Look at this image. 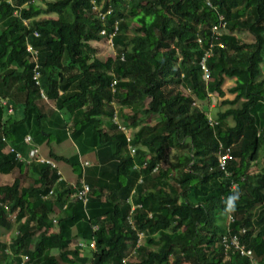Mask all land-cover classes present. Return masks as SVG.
<instances>
[{
	"label": "trees",
	"instance_id": "trees-1",
	"mask_svg": "<svg viewBox=\"0 0 264 264\" xmlns=\"http://www.w3.org/2000/svg\"><path fill=\"white\" fill-rule=\"evenodd\" d=\"M36 1L0 0V97L12 108L5 117L7 107L0 105V174L18 173L0 184V229H16L10 246L0 240V264H21L25 254L24 264H120L133 247L127 264H250L223 247V234H237L264 264V167L248 171L264 144V0H105L111 13L103 23L89 0L44 1L43 8ZM42 13L55 17L37 18ZM127 19L135 23L132 32ZM114 20L115 55L98 59L90 42L106 40L99 32L111 31ZM222 22V34L214 36L211 27ZM243 31L250 40L235 38ZM25 42L38 50L37 84ZM206 51L205 82L198 62ZM208 93L226 106L212 125L192 105ZM16 105L21 113L14 118ZM146 114L163 124L146 136L156 145L129 155L111 118L128 125ZM26 134L35 146L70 137L78 153L94 152L81 170L77 155L47 151L87 184L85 204L68 198L74 186L55 168L14 157L25 154ZM227 147L231 159L222 170L217 153ZM236 189V210L226 213L224 202ZM131 204L139 206L129 213ZM63 205L53 223L41 220ZM137 232L143 238L135 247ZM79 239L84 247L75 245Z\"/></svg>",
	"mask_w": 264,
	"mask_h": 264
},
{
	"label": "built area",
	"instance_id": "built-area-1",
	"mask_svg": "<svg viewBox=\"0 0 264 264\" xmlns=\"http://www.w3.org/2000/svg\"><path fill=\"white\" fill-rule=\"evenodd\" d=\"M9 1V0H8ZM207 5H209L208 2H206ZM89 4H90V12L92 13V15L97 18L101 23L104 22L105 17L107 15H109L111 13V6L107 5L106 7H104L103 5V0L100 1L99 3H97L96 0H89ZM15 13V12H14ZM219 20H221V16H218ZM26 21H23L24 25L26 24ZM223 26V22L217 25H213L211 27V31L213 33L214 36H217V34L219 33V29L222 28ZM118 31V20H114L112 23V29L109 32H105V29L102 28L100 30V34H106V40L105 43L112 48V43H111V38L112 36L117 33ZM38 35L37 31L33 30L32 31V36L36 37ZM197 41L199 42V39H197ZM220 45V44H218ZM221 46V45H220ZM25 52L27 54H29V56L31 57V60L33 61V65L31 67L32 70V79L34 80V82L37 84L38 83V65L35 63V60L37 59V55H38V50L36 48H34L30 43L25 42ZM209 55V51H206L203 55V57H201V59L199 60V66L201 69V79L203 81H207L208 77H209V72L204 64V60L205 57ZM120 58L122 59V56H120ZM116 79L113 78L111 80L110 86L114 87ZM40 94L42 97L43 94L40 91ZM210 93H208L207 95H209ZM0 105L2 106H6V112H11L12 108L10 106H8V104H6V98H1L0 97ZM192 105H196L195 101H192ZM210 106H213L212 104H210ZM207 120H208V124L212 125L214 123V120L209 117L207 115ZM111 121L113 124L116 125V128L118 130H120L124 136H125V141H126V149L129 153V155H133L135 152V145L131 142V137H130V131L128 130L129 125H125L120 123L118 120L115 119V116H113L111 118ZM3 140V139H2ZM23 143L26 145V152L24 155L20 154L19 152L15 151L14 152V157L18 160L24 161L25 163H28L30 161H37V162H44L46 164H48L51 168H55L56 169V164L53 160L50 159H46L40 156L39 151L37 146H35L32 142V138L29 134H26L23 137ZM7 151L9 152H13V148L12 147H7ZM228 159H231V154H230V149L229 147L224 148L223 152H218L217 153V162H218V166L220 169L224 170V166L225 163ZM90 164L89 160H80L79 161V166L80 169L83 170L84 167L88 166ZM134 167H136V165H134ZM156 167H154L153 170H155ZM58 173V172H57ZM225 175H228V172L224 171ZM140 181V180H138ZM234 186V184H232V187ZM89 188L87 186V184H85L82 179H80L78 186H74L73 188V192L69 194V199H73V200H80L82 204H85L86 200H87V194H88ZM51 190L48 191V193L44 196H42V198H46L48 196H50ZM139 205L134 206L133 204L130 205V209H129V213H131L135 207H138ZM65 206L63 205L62 208H58V210L63 209ZM3 208L6 210V204H3ZM148 216H150V214H148ZM8 217L10 219L14 218L13 213L8 215ZM128 218V222H130V217ZM228 221L231 220L230 215H227ZM52 221L54 222V218L52 219ZM95 226H92V229H94ZM245 229H240L238 233H244ZM143 238V234L142 232H137L136 233V241H135V247H137L140 243H141V239ZM221 244L223 245V247L225 249L231 248L233 250H235L236 252H238L239 255L241 256H245L247 257V259L249 260L250 264H258L256 259L253 257L252 252L249 248H246L245 245L243 243L240 242V239L238 238L237 234H232V235H228V234H223L221 236ZM75 245L77 246H81L84 247L86 245L84 240H76ZM87 246L89 248H93L94 247V242L93 240L89 241L87 243ZM5 252L7 254H10V252L6 249ZM134 252V247L130 249L129 253H127L126 255H124L121 260H120V264H127V261L130 257L131 254H133ZM7 259H11V256H8ZM28 260V256L22 255L21 256V264H24L26 261Z\"/></svg>",
	"mask_w": 264,
	"mask_h": 264
},
{
	"label": "rangeland",
	"instance_id": "rangeland-1",
	"mask_svg": "<svg viewBox=\"0 0 264 264\" xmlns=\"http://www.w3.org/2000/svg\"><path fill=\"white\" fill-rule=\"evenodd\" d=\"M44 1H50V0H38L35 3L43 8L44 7ZM104 2H105V0L103 1V3ZM43 17L54 18L55 14L54 13H48V14L42 13L37 18H43ZM126 24L128 25V32H132V30L135 26V23L127 19ZM221 34L222 33L219 31V33L217 35L220 36ZM236 37H238L239 39H243V40H250L251 39V37L249 35H247L246 32H244V31L236 33L235 38ZM90 46L94 49L93 56L97 57L98 59L104 60L107 57H110V56L114 57V55H115L112 48L109 47L105 43V40L92 41V42H90ZM184 92H186V90ZM217 101H218V96L215 93H213V94L208 95V99L206 101L205 100L195 101V104L198 105V107L201 110L206 111V113L209 117L214 119L216 111L222 110L226 107L225 105H223L221 107L217 106V104H216ZM50 104H51L50 101H48L46 103V105H48V106H50ZM210 104H212L213 106H210ZM114 106H116L115 103H114ZM234 106H238V104L236 103ZM20 110H21V106L16 105V112L13 115L14 118H16L20 115V113H21ZM155 115H153V114L142 115L135 122H133V124H130V126H127L128 130L130 131L131 142L135 145V148L142 149V150L146 151L149 147L156 145V143H149L148 140L146 139V136L148 134H150V133L157 134L163 128V124H161V123L159 124V120L157 119V116H155ZM4 116L5 117L7 116L6 112L4 113ZM115 119L117 120L116 117H115ZM228 122L230 123V120H228ZM52 145L54 146L53 148H55L56 151L61 152L60 151V149L62 147L61 145H58L55 143H53ZM48 148L49 147L47 144L44 146H40L39 153L46 156ZM70 150L73 151L75 155H77V153L74 151L75 149L72 145L70 147ZM177 150L179 152L183 149L181 148V150L180 149H177ZM263 150H264V144H262V146L260 147V150L258 151L256 160L252 162V164L250 165V167L248 169V171L250 173H256V172H260L263 170V167H264L263 154H262ZM174 152H176L175 149L169 151V153L164 154V160L163 161L160 160V162H159L161 167H164L166 165L167 160L172 159L170 156H172V154ZM77 158L79 160H81L79 158V155L77 156ZM87 160L91 161V159H89V158ZM56 170H57V172L60 171V176L62 179L66 180L67 182H72L74 180L72 185L78 186L80 179L76 180V175L71 170V167L68 164H65L64 162L58 161L57 165H56ZM17 175H18V173L16 171H13L12 173H9V174H0V184L11 183L12 179ZM27 175H29V173H27ZM68 198H69V196H68ZM57 208H58V206H56L55 211L57 210ZM50 217H51V215H45V216L41 217V220H47ZM217 221L221 223L222 220L217 219ZM52 223H53V221H52ZM15 233H16V229H15L14 225H12L8 230L0 229V240L2 242H5V244H7L8 246H10L12 238L15 235ZM45 252L47 254H53L54 255V254H56L57 251L55 249H49V250H46ZM84 264H89V263L86 262Z\"/></svg>",
	"mask_w": 264,
	"mask_h": 264
},
{
	"label": "crops",
	"instance_id": "crops-1",
	"mask_svg": "<svg viewBox=\"0 0 264 264\" xmlns=\"http://www.w3.org/2000/svg\"><path fill=\"white\" fill-rule=\"evenodd\" d=\"M48 101H50V100H47L46 101V103L48 102ZM50 106L52 105V101H50ZM58 114H59V116L61 117V119L63 120V121H65L66 123H70V118H69V114L64 110V109H61L60 111H58ZM60 123H58V125H59ZM56 125H57V123H55L54 124V126H53V128H56ZM129 126H130V124H128ZM53 143H55V142H53V141H50L47 145H48V149H51L54 153H56V154H58V155H62V156H64V157H69V156H72V155H75L74 154V152L73 151H71L70 150V147H71V145L74 147V151L77 153V156L79 155V158L81 159V160H84V159H93L94 158V156H92V155H94V152H92V151H87L85 154H80V153H78V150H77V148H76V146H75V144L73 143V141L70 139V137H66V138H64V139H62L59 143H55V144H58V145H61L62 147H61V149H60V151L61 152H59V151H56L55 150V148H53L54 146L52 145ZM44 145H46L45 143H42V145L40 144V145H36L37 146V148H38V151H39V148H40V146H44ZM20 153V152H19ZM21 154V153H20ZM40 154V156L41 157H43V158H46V159H50V160H53V159H51V158H49L48 157V155H46V156H44L43 154H41V153H39ZM78 159V158H77ZM79 159H78V163H79ZM55 162V164L57 165V162L58 161H54ZM59 173H58V175L60 176V171H58ZM76 175V174H75ZM60 179H62L61 178V176L59 177ZM79 179H82L81 177H77L76 176V180H79ZM63 181H65L66 183H68V184H73V181L72 182H67L66 180H64V179H62ZM75 183V182H74ZM55 208L56 207H54V211H53V213L51 214V217L50 218H48L49 220H52L53 218H54V215L55 214H57L58 213V208H57V210L55 211ZM55 212V213H54ZM47 219V220H48Z\"/></svg>",
	"mask_w": 264,
	"mask_h": 264
},
{
	"label": "clouds",
	"instance_id": "clouds-1",
	"mask_svg": "<svg viewBox=\"0 0 264 264\" xmlns=\"http://www.w3.org/2000/svg\"><path fill=\"white\" fill-rule=\"evenodd\" d=\"M6 112V109H5ZM7 113V112H6ZM10 113V112H9ZM241 193L239 189H236L231 195H229L225 200V212L226 213H234L236 210V204L240 197Z\"/></svg>",
	"mask_w": 264,
	"mask_h": 264
}]
</instances>
